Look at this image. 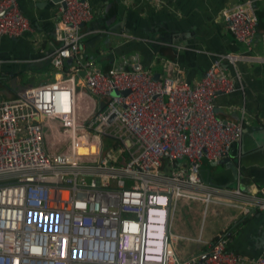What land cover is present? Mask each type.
<instances>
[{
	"label": "built area",
	"instance_id": "obj_1",
	"mask_svg": "<svg viewBox=\"0 0 264 264\" xmlns=\"http://www.w3.org/2000/svg\"><path fill=\"white\" fill-rule=\"evenodd\" d=\"M54 2L52 80L0 97V264H264V243L247 255L229 236L207 237L203 224L197 235L173 226L182 201L201 202L202 220L214 203L264 210V183L246 191L239 170L233 186L200 174L203 159L218 162L242 133L243 121L218 116L214 101L234 89L225 64L240 57L221 53L193 85L163 56L157 76L131 51L101 70L84 48L90 4ZM222 16L252 44L253 0ZM29 29L17 0H0V36ZM182 242L193 250L183 254Z\"/></svg>",
	"mask_w": 264,
	"mask_h": 264
},
{
	"label": "crops",
	"instance_id": "obj_2",
	"mask_svg": "<svg viewBox=\"0 0 264 264\" xmlns=\"http://www.w3.org/2000/svg\"><path fill=\"white\" fill-rule=\"evenodd\" d=\"M238 1L240 0H87L93 15L82 24V29L86 32L83 37L85 52L101 70L120 61V55L113 59L108 53L115 47L123 46L124 42L132 41L113 35L115 32L127 31L136 35L137 38L134 39L143 44L146 52H136L144 67L161 73L159 58L163 56L175 61L182 77L192 85L221 53L237 54L240 60L236 61L235 66L227 62L225 64L235 87L230 92L218 94L214 101L216 114L225 119L242 120L243 130L239 138L232 142L228 154L218 162L203 159L200 174L203 178L208 175L207 181L211 184L233 186L239 170L240 186L246 191H255L264 183V60L252 57L264 55V0H253L258 25L254 41L249 46L232 34L222 16L223 8ZM17 2L28 17L31 29L20 36H14L23 39L20 44L9 48L0 47L1 65L15 61L21 66L19 70L13 71L14 74L6 72L0 75L16 76L18 84L27 86L30 84L22 82V74L42 70L43 75L52 80L53 66L48 55L58 44L53 35L55 2ZM139 27L144 34L139 32ZM100 28L110 32H87ZM162 34H167L168 38H162ZM149 43L159 44L158 49L153 51ZM161 46H165V52L161 51ZM4 56L15 58L4 60ZM175 70V67L172 68L173 73ZM1 88L0 97L10 95L11 90L0 84ZM13 90L17 92L16 89ZM182 204L186 203L182 201ZM209 212L211 216L206 225L207 237L235 225L244 214L240 207L226 203L212 204ZM263 225L264 210L251 215L245 223L236 225L228 246L247 255L259 254L264 241L261 229ZM174 230L192 235L187 229L178 230L176 224ZM178 248L183 254L187 251L185 244L179 243ZM189 250H193L191 246Z\"/></svg>",
	"mask_w": 264,
	"mask_h": 264
},
{
	"label": "rangeland",
	"instance_id": "obj_3",
	"mask_svg": "<svg viewBox=\"0 0 264 264\" xmlns=\"http://www.w3.org/2000/svg\"><path fill=\"white\" fill-rule=\"evenodd\" d=\"M128 56L129 53L125 54L124 57ZM49 78V76L46 78L43 75L42 70L41 72H39L38 70L24 72L22 74L21 80L25 84H38L39 82L48 80ZM202 209L203 204L197 200H191L189 203L181 204L175 212L174 222L176 224V228L178 230L187 229L191 234L197 235L200 225L203 224L202 228L204 233L206 234V225L207 222H210L209 218L211 216V212H208L202 220Z\"/></svg>",
	"mask_w": 264,
	"mask_h": 264
},
{
	"label": "water",
	"instance_id": "obj_4",
	"mask_svg": "<svg viewBox=\"0 0 264 264\" xmlns=\"http://www.w3.org/2000/svg\"><path fill=\"white\" fill-rule=\"evenodd\" d=\"M52 1H54V0H52ZM48 2H50V1H48ZM139 32H141V34H144L141 27H139ZM0 37H1L0 40L2 41V43L0 44V47H2V48L13 47L14 45L16 46V45L21 43L20 41L23 40L22 38L19 39L18 37H14V36L8 37L7 35H1ZM162 38L167 39L168 35L162 34ZM139 42H140L139 40H135V39H132V41L124 42L123 43L124 45L121 46L120 48L115 47V48L111 49L112 51H110L108 53V55H109V57L114 59L115 56L117 57V56L122 55L124 53L130 52V50H134V52H136V51H139L142 53L146 52L143 49V44L139 43ZM8 45H11V46H8ZM149 45L153 51H156L159 47V44H157V43H149ZM147 51H148V49H147ZM149 51H150V49H149ZM13 55H15V54H13ZM12 57L15 58V56H9V57L4 56V58H5L4 60L10 59ZM8 62H9L8 65H1L0 64V73H2V74H5L6 72L12 73L13 71L19 70L21 67L20 63H18V62H15V61H8ZM157 75H158L157 73H154V76H157ZM11 84H12L13 89H16L17 91H20V92H21L22 88L24 87V85H20L17 83L16 76L11 77ZM123 92H127V90H124ZM114 93H117V91H114ZM204 180L205 181L208 180V175L206 177H204ZM263 243H264V241H263Z\"/></svg>",
	"mask_w": 264,
	"mask_h": 264
},
{
	"label": "trees",
	"instance_id": "obj_5",
	"mask_svg": "<svg viewBox=\"0 0 264 264\" xmlns=\"http://www.w3.org/2000/svg\"><path fill=\"white\" fill-rule=\"evenodd\" d=\"M165 46H161V51H163V52H165V48H164ZM160 51V52H161ZM162 53V52H161ZM15 72H12L11 74H14ZM4 84H3V83ZM0 84L1 85H4V87L6 88V89H9V90H11V92H10V95H8V96H6V97H13V96H15L16 95V91L15 90H13V88H12V84H11V77H8V76H5V77H2V75H0ZM2 89L3 88H1L0 89V91H2ZM256 212H260V211H255V212H253V213H246V214H243V216L238 220V222L235 224V225H233V226H231V227H226V228H224V229H222L221 231H220V233H218V234H216V235H213V239H217L219 236H229V237H232L233 236V230H234V228H235V226L236 225H240V224H243V223H245L247 220H249L250 218H251V215H253L254 213H256Z\"/></svg>",
	"mask_w": 264,
	"mask_h": 264
},
{
	"label": "flooded vegetation",
	"instance_id": "obj_6",
	"mask_svg": "<svg viewBox=\"0 0 264 264\" xmlns=\"http://www.w3.org/2000/svg\"><path fill=\"white\" fill-rule=\"evenodd\" d=\"M261 229H262V234H263V238H264V225H263V228L261 226Z\"/></svg>",
	"mask_w": 264,
	"mask_h": 264
}]
</instances>
